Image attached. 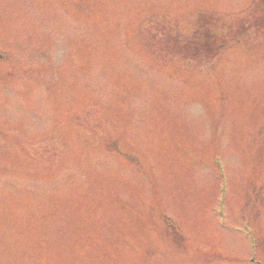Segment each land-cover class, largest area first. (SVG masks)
Instances as JSON below:
<instances>
[{
  "label": "rangeland",
  "instance_id": "rangeland-1",
  "mask_svg": "<svg viewBox=\"0 0 264 264\" xmlns=\"http://www.w3.org/2000/svg\"><path fill=\"white\" fill-rule=\"evenodd\" d=\"M251 3L0 0V264H264V27L207 62L115 44L149 20L188 40ZM67 122L80 140L54 137Z\"/></svg>",
  "mask_w": 264,
  "mask_h": 264
},
{
  "label": "trees",
  "instance_id": "trees-1",
  "mask_svg": "<svg viewBox=\"0 0 264 264\" xmlns=\"http://www.w3.org/2000/svg\"><path fill=\"white\" fill-rule=\"evenodd\" d=\"M207 22V20H204V19H202V20H200L199 21V23H198V25H200V27H202V29L200 30V33L201 34H199V35H201L202 37H206L207 39L208 38H210V33H209V31H205V30H203V29H212L213 27H217V25L219 24V20H215V21H213L212 22V24H207L206 23ZM243 24L237 29L236 27H231L232 28V30L235 32V33H238V32H240L241 30H243V29H245V28H248V27H250L251 26V21H249V20H247V21H243L242 22ZM203 24H205V25H203ZM207 27V28H206ZM234 35V33H231L230 35H229V38L231 37V36H233ZM193 45H194V43H191V44H189V45H184L183 47H185V48H183L182 50L183 51H181L180 50V53H179V55H181L182 54V52H183V54H187L188 52H189V47H190V50H191V53L193 54V53H195V50L196 49H198L197 47H193ZM189 46V47H188ZM176 52H178V51H176Z\"/></svg>",
  "mask_w": 264,
  "mask_h": 264
}]
</instances>
